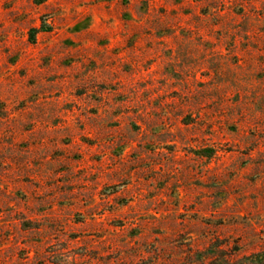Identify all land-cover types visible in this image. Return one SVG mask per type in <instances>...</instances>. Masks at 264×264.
<instances>
[{
  "label": "rangeland",
  "instance_id": "374dc122",
  "mask_svg": "<svg viewBox=\"0 0 264 264\" xmlns=\"http://www.w3.org/2000/svg\"><path fill=\"white\" fill-rule=\"evenodd\" d=\"M0 264H264V0H0Z\"/></svg>",
  "mask_w": 264,
  "mask_h": 264
}]
</instances>
